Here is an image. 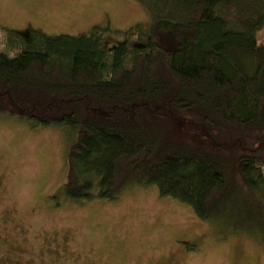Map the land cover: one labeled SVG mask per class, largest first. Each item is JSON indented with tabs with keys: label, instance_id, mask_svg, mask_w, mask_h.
Returning <instances> with one entry per match:
<instances>
[{
	"label": "trees",
	"instance_id": "obj_1",
	"mask_svg": "<svg viewBox=\"0 0 264 264\" xmlns=\"http://www.w3.org/2000/svg\"><path fill=\"white\" fill-rule=\"evenodd\" d=\"M135 1L150 23L120 42L102 26L75 37L8 33L0 118L69 132V202L153 186L221 237L264 246V0ZM180 116L209 142L176 133Z\"/></svg>",
	"mask_w": 264,
	"mask_h": 264
},
{
	"label": "rangeland",
	"instance_id": "obj_2",
	"mask_svg": "<svg viewBox=\"0 0 264 264\" xmlns=\"http://www.w3.org/2000/svg\"><path fill=\"white\" fill-rule=\"evenodd\" d=\"M149 23L135 0H0V52L13 57L8 33L27 37L30 28L53 38L102 26L120 42L131 27ZM258 39L264 41V29ZM190 120L180 116L173 130L208 143ZM70 137L0 118V264H264L260 242L221 237L218 226L153 186L129 189L113 202L67 201L61 186Z\"/></svg>",
	"mask_w": 264,
	"mask_h": 264
}]
</instances>
